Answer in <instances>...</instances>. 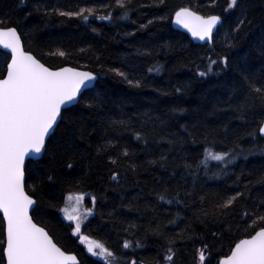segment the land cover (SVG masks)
Masks as SVG:
<instances>
[{"label": "trees", "instance_id": "trees-1", "mask_svg": "<svg viewBox=\"0 0 264 264\" xmlns=\"http://www.w3.org/2000/svg\"><path fill=\"white\" fill-rule=\"evenodd\" d=\"M227 3L228 0H130L126 12L117 6L116 0H0V18H4L5 24L16 26L20 32L27 31V36L22 35L26 51L30 50L53 70L74 67L99 76L85 99L99 94L102 106L96 110L83 103L73 107L74 115L83 120L88 133L85 140L77 141L74 168H64L59 158L42 157L43 167L32 164L31 173L26 174L29 186L37 185L33 198L43 210L34 221L45 228L62 250L75 254L81 264L105 263L85 252L73 235V225L60 216L65 197L71 193H84L85 205L92 208L81 228L82 235L103 243L124 264L131 259L138 264H201L199 250L205 245L211 252L212 264H219L234 247L233 242L247 238L238 224L243 210L251 212L264 199V183L259 182L264 177V153L257 149L247 159L240 155L226 168L219 161H210L206 172L203 165L196 169L195 164L204 159V133H208L209 143L216 141L215 152L227 151L236 144L245 152L257 145L264 148L259 135L255 140L247 135L258 121L264 120V109L257 108L247 117V123L236 120L230 111L213 113L217 106L226 107L221 102L232 96L233 87L239 84V73L225 71L200 78L197 72L205 70L209 57L217 59L224 54L234 60L235 67L260 69L264 58L257 49L264 39V0H246L253 25L243 30L246 36L231 49L221 39L224 30L216 32L211 44L198 45L172 27L173 16L181 7L203 16L221 15L230 25L236 15L225 13ZM85 8L95 9L87 21L59 15ZM105 15L112 18L102 21L100 17ZM57 49L70 55H48ZM5 60L0 51V72L5 69ZM212 68L219 72L216 65ZM112 69L124 72L129 79H139L141 87L129 84ZM178 87L182 92H176ZM177 107L187 111H175ZM157 118L167 121L168 131L184 136L187 142L183 154L194 165L192 174L181 167L173 176L172 169L148 163L159 159L161 152L167 153L170 160L175 156L176 163H181L179 146L175 152H169V145L154 139L153 126L156 132L161 131ZM113 119L126 120L128 125L113 130L109 127ZM193 123L200 126L196 143L179 127ZM234 128L238 129L235 135ZM134 133L146 134L148 142L136 139ZM107 141L115 147L97 156L96 148ZM125 149L129 157L120 155ZM110 157H119L118 164L111 165ZM133 164L134 170L129 167ZM50 169L56 177L54 182L46 179L45 173ZM114 171L120 172L119 182L110 179ZM237 184L248 198L241 197L229 209H220L221 203L235 195ZM165 189L169 192L167 199H172L179 189L187 206L160 200ZM184 191L193 196L184 197ZM90 196L96 197L94 207ZM262 224L257 221L254 227L258 230ZM157 226L161 234L153 235ZM4 240L5 223L0 215V249ZM126 240L132 245L128 249L123 248ZM169 246L175 253L171 262L165 259ZM205 255L207 264L209 253L206 251Z\"/></svg>", "mask_w": 264, "mask_h": 264}, {"label": "snow or ice", "instance_id": "snow-or-ice-1", "mask_svg": "<svg viewBox=\"0 0 264 264\" xmlns=\"http://www.w3.org/2000/svg\"><path fill=\"white\" fill-rule=\"evenodd\" d=\"M128 3L130 0H116L117 6L125 9L126 12ZM224 11L236 15L234 23L228 25L227 20L221 15H198L187 7H181L175 12V23L187 29L193 37L201 41L207 40L210 43L213 40L214 30L217 33L224 30L221 39L224 46L231 49L236 47L239 41L246 36L243 30L253 25V19L249 15L246 0H228ZM94 12L93 8H85L76 12H59V15L78 16L87 21ZM111 18L110 15L100 17L102 20ZM160 19L162 20L164 17H160ZM151 23L152 21H149V24ZM141 27L146 26L141 25ZM93 30L95 31V29ZM22 35L27 36V31L20 32L16 26L5 24L4 18H0V48L8 50L4 53L6 57L5 69L0 72V211L6 221V238L2 249H0V264H80L75 255H69L66 250H62V247L57 246L45 228L34 222V217L42 216L43 210L41 203L33 198L37 191V185L29 186L26 174L31 173L32 164L43 167L41 159H33V156L50 157L52 160L59 158L64 168L73 169L74 158L77 154L74 151L77 141L85 140L88 135L83 120L74 115L73 106L83 103L86 108L96 110L102 106L103 98L97 94L85 99L86 91L92 82L97 80V75L91 71H79L74 67H60L53 70L52 67L42 63L30 50H25ZM257 51L260 57L264 58V39L261 40ZM48 55L66 57L70 54L57 49L54 52H49ZM208 59L209 63L205 70L197 72L200 78H205L210 74L219 75L225 71L239 73V84L233 87L232 96L221 102L226 107L217 106L213 109V113L230 111L236 120L247 123V117L257 108L264 109V64L259 70L252 71L247 68L235 67L234 60L227 54L218 56L217 59L211 57ZM212 65H216L219 72H213ZM152 70L150 68L149 72ZM111 71L117 72L134 87H141L139 79H129L124 72L118 69ZM176 92H182V89L178 87ZM175 111L185 112L187 109L177 107ZM157 119L161 131L156 132V127L153 126L154 139L158 143L163 142L169 145V152H175L179 146L181 163H176L175 156L170 160L169 155L165 152L160 153L159 159L151 160L148 163L159 165L164 169H172L173 176L177 174L176 169L181 167L192 174L194 165L189 162V157L183 154V145L187 142L184 136L168 131L167 121ZM127 125L128 121L123 119H113L109 123V127L113 130ZM179 127L183 129L192 143H196L195 135L199 131V124H181ZM223 130L227 133L229 129L225 126ZM237 131L238 129L234 128L233 134L235 135ZM134 135L136 139L148 142L146 134L134 133ZM203 135L207 145L204 149V159L196 163L195 168L200 169L203 165L205 172L210 161H219L226 168L240 155L247 159L248 155L255 154L257 149L264 153V148L259 145L245 152L240 149L239 144L227 151L215 152L213 149L216 141L212 140L209 143L208 133ZM247 135L253 140L257 135L264 139V120L258 121L255 129L249 131ZM89 147L91 146L89 145ZM113 147L115 145L111 141L99 145L96 148L97 156L109 152ZM120 155L129 157L130 154L125 149ZM80 156L82 159L83 153H80ZM26 160L29 161L27 165ZM118 160L119 157H110L109 163L117 165ZM129 167L134 170L136 165H129ZM45 175L50 182H54L56 179L54 171L51 169ZM110 179L119 182L120 172L114 171ZM259 182L264 183V177ZM168 195L169 192L165 189V192L159 195V199L166 200L169 204L175 202L184 203L187 206L186 200L180 198L179 189L176 190L172 199H167ZM183 195L187 198L192 197L193 193L184 191ZM241 197L248 198L245 191L240 190V186L237 184L235 195L221 203L219 208L227 210ZM84 198V193L68 195L66 199L70 203L61 211L68 220L75 221L74 232L81 237V242L87 243L89 253L103 258L106 264H124V261L118 260L116 254L103 243L90 240L87 235L81 234L82 217L92 214L91 208L81 211V202ZM89 199L94 207L96 197L90 196ZM203 199L201 197V201ZM262 209H264V199L259 200L251 212L248 210L241 212L238 228L242 229L247 238L233 242L234 247L230 248V253L220 260L219 264H264V224L259 226L258 230L254 227L257 221L264 222V210ZM201 212L207 215L203 208H201ZM223 214L221 212V215ZM158 228L159 226H157V231L152 233L153 235L161 234ZM228 231L231 232L230 225ZM213 235L215 236V234ZM131 246V242L124 241V249ZM137 246H140L139 241H137ZM206 251L209 253L207 264H212L211 252L207 245L199 250V260L201 264H204ZM167 252L168 255L165 259L171 262L175 255L171 246L168 247ZM127 264H138V262L131 259L127 261ZM140 264H143V261Z\"/></svg>", "mask_w": 264, "mask_h": 264}, {"label": "water", "instance_id": "water-1", "mask_svg": "<svg viewBox=\"0 0 264 264\" xmlns=\"http://www.w3.org/2000/svg\"><path fill=\"white\" fill-rule=\"evenodd\" d=\"M189 9V8H188ZM190 11H193V10H191V9H189ZM198 14V13H197ZM198 15H200V14H198ZM101 21V20H100ZM172 27L176 30V31H178V32H181V33H184V34H186V35H188V37L195 43V44H198V45H209V44H211L209 41H207V40H204V41H201V40H199V39H197V38H195V37H193L192 35H191V33L187 30V29H185V28H183L182 26H180V25H177L176 23H175V15L173 16V19H172ZM218 28L220 27L219 25L217 26ZM216 34V31L214 30V32H213V36ZM0 51H2V52H7L8 50H5V49H2V48H0ZM79 71H86V70H81V69H78ZM94 74V73H93ZM96 75V74H95ZM98 79H99V76L97 75V80L96 81H94V82H92V85L90 86V88L87 90V91H89V90H92L94 87H95V85H96V83H97V81H98ZM86 91V92H87ZM74 106H76V105H74ZM73 106V107H74ZM264 140V139H263ZM33 159H37V158H39V159H41L42 157H36V156H33L32 157ZM29 161L28 160H26V165H27V163H28ZM0 213H1V215L3 216V213H2V211H0ZM4 219V218H3ZM4 222H5V228H6V221L4 220ZM35 222V221H34ZM46 231V230H45ZM5 236H6V233H5ZM55 242V241H54ZM58 246V245H57ZM69 255H75V254H70V253H68ZM76 256V255H75ZM77 257V256H76ZM225 258V257H224ZM224 258H222V259H224ZM77 259H78V257H77ZM221 259V260H222ZM79 260V259H78ZM81 264V263H80Z\"/></svg>", "mask_w": 264, "mask_h": 264}, {"label": "rangeland", "instance_id": "rangeland-1", "mask_svg": "<svg viewBox=\"0 0 264 264\" xmlns=\"http://www.w3.org/2000/svg\"><path fill=\"white\" fill-rule=\"evenodd\" d=\"M75 194H76V193H75ZM69 195H74V194H69ZM66 198H67V197H66ZM66 198H65V201H64L63 208H64L66 205H68V204L70 203L69 201H67ZM63 208H62V209H63ZM86 208H90V207H87V206L85 205V198H84V200L81 202V211L83 212L84 209H86ZM91 209H92V208H91ZM60 216H61V218H62L65 222H67V223H69V224H72V225H73V229L75 228V221H70V220H68V219L66 218V216L64 215L63 212L60 213ZM90 216H91V215H85L84 217H82V221H81L82 226L84 225V223L88 220V218H89ZM81 228H82V227H81ZM73 234H74V236L78 239L79 243L84 247V250H85V252H86L88 255H90L91 257H93V258L99 260L100 262H103V263L106 264V261H105L103 258L93 256L91 253H89V252L87 251V243H85V242H81V237L77 236V235L75 234L74 230H73ZM81 234H82V233H81ZM90 240H93V239H90Z\"/></svg>", "mask_w": 264, "mask_h": 264}, {"label": "bare ground", "instance_id": "bare-ground-1", "mask_svg": "<svg viewBox=\"0 0 264 264\" xmlns=\"http://www.w3.org/2000/svg\"><path fill=\"white\" fill-rule=\"evenodd\" d=\"M102 21H104V20H102ZM71 194H75V193H71ZM68 195H69V194H68ZM68 195H66V197H67ZM66 197H65V198H66ZM64 201H65V200H64ZM63 205H64V204H63ZM62 208H63V207H62ZM62 208H61V209H62ZM61 212H62V211L60 210V213H61ZM0 215H1V213H0ZM1 216H2V215H1ZM2 218H3V216H2ZM3 220H4V219H3ZM4 223H5V222H4ZM66 223H67V222H66ZM73 235H74V234H73ZM5 238H6V236H5ZM83 248H84V247H83Z\"/></svg>", "mask_w": 264, "mask_h": 264}]
</instances>
